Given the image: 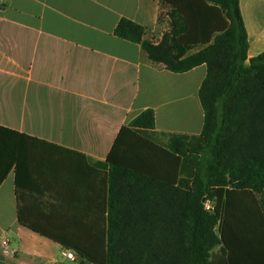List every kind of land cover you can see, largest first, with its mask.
I'll use <instances>...</instances> for the list:
<instances>
[{"label":"trees","instance_id":"trees-1","mask_svg":"<svg viewBox=\"0 0 264 264\" xmlns=\"http://www.w3.org/2000/svg\"><path fill=\"white\" fill-rule=\"evenodd\" d=\"M161 6L168 8L169 29L159 41L143 38L145 28L127 18L114 33L140 43L170 71L205 64L201 132L172 134L161 146L147 135L155 127L147 108L120 128L104 161V219L77 224L62 220V208L43 215L19 205V223L92 264H264V50L247 58L239 0H161ZM45 153L36 138L0 125V183L13 170L18 194L27 179L41 180ZM193 153L200 159L190 184L188 173L179 175ZM204 198L213 199L211 212Z\"/></svg>","mask_w":264,"mask_h":264},{"label":"crops","instance_id":"crops-1","mask_svg":"<svg viewBox=\"0 0 264 264\" xmlns=\"http://www.w3.org/2000/svg\"><path fill=\"white\" fill-rule=\"evenodd\" d=\"M161 9V0H0V125L48 151L41 180L27 179L18 194L13 170L0 183V264H92L19 223L18 206L43 215L62 208V220L77 224L101 221L104 161L122 126L151 108L147 135L161 146L172 134L201 132L205 64L170 71L114 33L127 18L145 28L143 38L155 37ZM239 10L249 59L264 50V0H239Z\"/></svg>","mask_w":264,"mask_h":264},{"label":"rangeland","instance_id":"rangeland-1","mask_svg":"<svg viewBox=\"0 0 264 264\" xmlns=\"http://www.w3.org/2000/svg\"><path fill=\"white\" fill-rule=\"evenodd\" d=\"M167 12H168V8L167 7H162V9H161V25L162 26L160 27L161 31H159L158 33H156L155 37H152L149 40H152L153 42L159 41L161 39V37H162L163 32L169 29V16H168ZM198 48L199 47H195L194 49H191V52L192 51L194 52V51L198 50ZM171 136L172 135H170L169 139L171 138ZM192 143L197 144L198 143V140L195 139V138H193L192 139ZM167 144H168V142H167ZM205 152H206V156L209 158L210 157L209 150H207ZM199 159H200L199 154L198 153L197 154L196 153H193V154H191L188 157L187 161L184 164L185 165V167H184V171L185 172L183 174L185 175V177H187V173H188V175H189L188 176V179L190 180L189 181L190 184H191V181L193 179V174L199 168V164H198V160ZM258 197H259V195H258ZM259 198H261V197H259ZM201 204L203 205V207H204L205 210L211 212V210H212L211 208H212V206L214 204V201H213L212 198H210V199L209 198L208 199L204 198L203 200H201ZM213 230L215 232H217V225L216 224L213 227ZM218 248H219V245H215L212 248V251L213 252H216V251H218Z\"/></svg>","mask_w":264,"mask_h":264},{"label":"built area","instance_id":"built-area-1","mask_svg":"<svg viewBox=\"0 0 264 264\" xmlns=\"http://www.w3.org/2000/svg\"><path fill=\"white\" fill-rule=\"evenodd\" d=\"M66 255L70 259H74L75 258L74 254L71 251H68Z\"/></svg>","mask_w":264,"mask_h":264}]
</instances>
